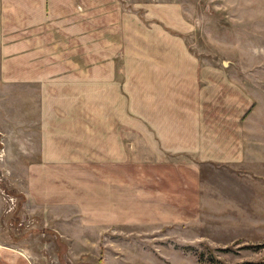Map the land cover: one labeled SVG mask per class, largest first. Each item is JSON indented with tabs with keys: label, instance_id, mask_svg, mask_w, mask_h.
<instances>
[{
	"label": "rangeland",
	"instance_id": "obj_1",
	"mask_svg": "<svg viewBox=\"0 0 264 264\" xmlns=\"http://www.w3.org/2000/svg\"><path fill=\"white\" fill-rule=\"evenodd\" d=\"M80 1L83 28L100 39L99 58L80 60L83 102L101 106L94 136L83 126L85 142L73 145L87 157L42 168L38 88L0 75V246L26 251L33 264H264V0ZM166 3L177 5V16L159 5ZM155 7L160 17L151 18ZM122 22L129 31L114 27ZM125 50L129 58H121ZM170 71L178 88L199 73L206 113L225 114L213 122L227 141L241 140V156L192 158L193 174L154 153L163 145L154 141V97ZM117 87L129 91L124 143L107 138L120 128L99 123L108 93L121 97ZM116 144L127 147L118 159L109 150ZM111 195L134 203L146 196L162 209L172 203L177 213L168 211L162 226L107 225V212H120L106 208Z\"/></svg>",
	"mask_w": 264,
	"mask_h": 264
},
{
	"label": "crops",
	"instance_id": "obj_2",
	"mask_svg": "<svg viewBox=\"0 0 264 264\" xmlns=\"http://www.w3.org/2000/svg\"><path fill=\"white\" fill-rule=\"evenodd\" d=\"M81 2L80 0H0V75L7 83L27 84L38 88L42 132V162L38 164L48 170L49 167L55 169L69 167V162L65 163L64 160L87 157L84 154L82 156L79 147L73 143L85 142L81 137L83 126L89 128L91 135L94 136L95 126L91 119L97 122L96 116L101 107L96 98L91 102H83L80 60L82 62V58H99L100 39L94 37L92 32L88 34L83 28L81 12L77 6ZM159 5L169 9L170 16H177L178 8L175 3ZM155 9L157 10V7L149 9L151 18L160 17L152 12ZM114 27L118 30L120 27L122 31L130 29L126 22H122L121 26L116 24ZM128 43L129 39H120V45ZM150 43L154 42L150 41ZM122 47L126 48V46ZM105 58L115 57L109 52L105 54ZM121 58H129L126 50ZM90 71H92L91 67ZM173 72H168L169 81L164 83V87L156 92L154 97L156 113L153 125L154 141L163 144L155 145L154 153H160V158L166 159L165 161L168 158L171 161L176 157V165L180 168L185 167L193 174L198 172L191 163L192 158L199 157L205 162V160L220 161L221 158L228 157L227 153H230L231 157L234 154L241 156L243 150V147H240L241 140L237 141L233 138L227 141L224 132L220 131L219 126L213 122L220 118L224 120L225 114L220 117V114L210 116L206 113L205 110L210 104L209 97L204 92L206 90L201 87L199 73L196 72L193 74L194 77L191 76L192 80L195 78L198 82L190 84L187 88H178L171 81ZM89 78L91 83L90 74ZM95 83L89 84V87L90 96L94 93L96 97L98 92L97 82ZM168 84L169 86L166 87ZM115 89L119 91L115 94L121 97H117V101H114L113 97L109 96L114 92L108 93L104 105L102 104L104 119L99 123L106 129L110 126L120 128L109 132L110 136L107 138H110L112 143L119 141L124 143L125 137H129L130 127L127 97L129 91L125 93L123 87ZM82 112L89 118L83 119ZM80 119L87 120L86 125H83ZM210 119L212 121L209 125ZM114 147L116 151L115 154L112 152L111 158L117 156L115 159H118L120 158L118 156H122L121 153L124 155L127 152V147L117 144L112 145L109 150L114 151ZM181 158L185 159L184 163L178 161ZM49 162L54 164H48ZM38 164L30 167V173ZM125 184H128V181ZM112 186L127 191L124 186L115 187L114 184ZM192 192L193 190L190 191ZM147 201L149 199L146 200V196L134 203L127 197L115 198L111 195L106 208L113 209L117 206L116 212L121 213L113 214L108 211L106 224H116V227H137V229L147 224L162 226L163 223L165 224L168 211L177 213V209H169L172 203L166 204L168 207L162 209V204L152 205ZM188 202L190 204L192 201L188 198ZM131 203L133 206H129ZM130 207L133 210H130ZM184 211L187 216L188 211ZM28 256L26 251L0 246V264H33Z\"/></svg>",
	"mask_w": 264,
	"mask_h": 264
}]
</instances>
